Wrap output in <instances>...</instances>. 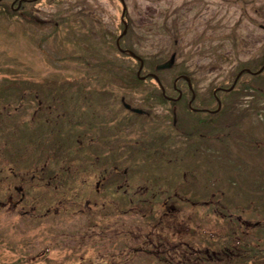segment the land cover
I'll use <instances>...</instances> for the list:
<instances>
[{
  "label": "rangeland",
  "instance_id": "obj_1",
  "mask_svg": "<svg viewBox=\"0 0 264 264\" xmlns=\"http://www.w3.org/2000/svg\"><path fill=\"white\" fill-rule=\"evenodd\" d=\"M125 1L128 35L123 45L145 58L144 72L173 61L158 73L168 90L186 71L199 99L213 102L216 85H228L243 66H261L264 0ZM122 9L120 0H36L12 16L2 12L0 91L15 77H45V86L60 91L67 81H84L79 92L76 82L65 91L66 100L72 103L84 94L75 107L85 119L84 130L104 131L105 142L103 150L83 148L80 155L101 159L105 175L111 176L108 198H116L111 194L121 182L111 183L123 176L137 199L154 193L163 204L161 198L168 195L166 212L161 216L156 205L147 223L149 208L122 216L115 204L99 201L95 193L87 195L90 213L64 207L50 216H42L44 210L28 216L12 203L0 204V264H164L155 252L165 248L172 255L161 254L172 264H264V71L244 73L234 93L220 94L225 104L215 125L199 126L197 116L188 119V96L186 102H162L154 79L125 84L139 63L116 45L124 28ZM122 101L144 109L145 115L124 109ZM245 105L249 111L239 113ZM7 146L4 159L22 160L14 144ZM217 204L224 208L218 210ZM89 221L104 230L88 226ZM104 231L109 235L99 237ZM229 231L243 236L250 260L238 256L243 247L229 249L233 254L240 250L230 258L222 246L231 244L215 242ZM210 234L216 235L211 240L216 244ZM134 244L152 245V257L118 255ZM255 251L261 253L252 255ZM216 253L224 256L209 259Z\"/></svg>",
  "mask_w": 264,
  "mask_h": 264
},
{
  "label": "trees",
  "instance_id": "obj_2",
  "mask_svg": "<svg viewBox=\"0 0 264 264\" xmlns=\"http://www.w3.org/2000/svg\"><path fill=\"white\" fill-rule=\"evenodd\" d=\"M18 11L19 9H14L8 0H0V15H3L2 12H4L12 16ZM121 54L125 55L122 52ZM260 63L261 65L264 64V56ZM145 66L146 63L143 71L145 70ZM110 68L108 67V69ZM184 72L186 73V71ZM234 78L228 85H231ZM8 79H11L10 85L0 91V204H8L9 201H14L15 208L21 207L24 214L28 216L37 215L39 211L43 210L42 216H50L54 214L55 210H61L64 207L74 212L85 211L86 213H90L88 202H84L85 195L81 192L83 189L92 188L93 186L89 181H93L94 177L92 172H90L92 157L85 154L80 155V150L83 148L87 149L88 147L92 150H98L99 148L91 142H84L86 131L83 127L78 126L81 123V118L75 108L79 107L77 104L80 98L78 97L73 103H69L66 100L68 94L65 91L72 89V84L75 85V82H72L70 86H68L70 83L67 86H62L61 91L58 88L56 92L58 97H54L55 91L46 88L41 79L28 80L16 77ZM126 80L125 84L131 85L143 82L137 76V70H132L127 74ZM239 82L240 80L238 84ZM78 83L79 89L77 92L83 87L82 82L78 81ZM182 83L190 98L191 90L185 84L186 81L184 79L180 82L178 81L177 86ZM166 90L168 94H170L169 90L175 92L174 84H172L169 90ZM156 93L162 98V102L168 101L163 96L160 87ZM49 99L54 101V105L44 110L42 104ZM59 99L60 101H57ZM62 99L64 100L61 101ZM179 101L173 100L172 102L178 103ZM216 106L215 104L214 107ZM242 113H245V111ZM78 128L80 131L77 132ZM73 133H78V138L72 137ZM81 138H83L82 141L80 140ZM8 142L16 146L14 150L19 152L17 156L22 160L15 161L3 158V153L10 151L7 146ZM73 162H76V164H73ZM73 166L77 168L74 169ZM72 171H77L80 174L77 177H73ZM73 180H75L74 183ZM78 191L80 194L76 195V202L74 201L73 194ZM111 195L116 196L114 194ZM97 196L103 199H98L99 201H105L106 203L110 201V204H115L113 209L116 211V214L120 210L122 216L131 212L134 214L138 213L133 210L132 204L127 199L123 203L117 204L119 196L114 197L115 199L108 198L110 195L106 191ZM78 200H81V202H78ZM144 219H146L147 223L152 221L147 214L144 215ZM122 224L126 226V223L123 221ZM87 225L93 227L95 225V227H99L102 231L104 230V227H101V224H98V222L91 225V221H89ZM105 235H109L108 232H102L99 237L106 238ZM214 236L210 237V240H213ZM232 237L233 235L229 231L224 240L216 241V243L229 242ZM237 244L244 249V251L243 249L241 251L238 250L240 251L238 256L240 255L242 261L250 260L251 256L247 252L248 244H244L242 240H239ZM128 246L130 247L128 248L130 251L124 253V249H121L118 255L126 259H132L131 257L135 254L136 250L140 249L139 247L143 249L144 245L134 244L133 246ZM47 250L46 248L44 254H46ZM144 252L143 257H146L145 259L149 258L150 252ZM237 252L235 254L230 253L232 255L229 257L232 258ZM259 253L261 252L255 251L252 255L258 256ZM199 256L201 260H207L204 255L200 254ZM105 259V255L100 256L101 262ZM158 261L166 264L165 261Z\"/></svg>",
  "mask_w": 264,
  "mask_h": 264
},
{
  "label": "flooded vegetation",
  "instance_id": "obj_3",
  "mask_svg": "<svg viewBox=\"0 0 264 264\" xmlns=\"http://www.w3.org/2000/svg\"><path fill=\"white\" fill-rule=\"evenodd\" d=\"M197 110H196V112H202L203 110H206L207 112H214V109H211V108H209V107H205V108H196ZM73 164H76V162H73ZM80 166V165H79ZM73 168L74 169H76L77 167L76 166H73ZM71 174H72V176L73 177H77L80 173L79 172H77V171H72L71 172ZM82 174V173H81ZM84 179H87L86 177H83ZM105 180H107V177H99V180H97V186H96V188H95V190H93L92 188H86V189H83L82 190V194L83 195H85V198H84V202H88V201H90V200H88V198H87V195H91V193H95V194H103L104 193V191L105 190H102L100 187H101V185H103V183L105 182ZM126 179H124V177H122V178H120L119 179V181L121 182V185H120V187H118V190H117V193H116V195H117V197L119 196V199H118V201H117V204H120V203H123V201H124V199H126V197L128 196V194L130 193V191L128 190V185H127V183H126V181H125ZM74 181L75 180H73V183H74ZM119 182V183H120ZM124 184L125 185H127V188H124V189H122V187L124 186ZM25 193V192H24ZM80 194V192L78 191V192H75L73 195H74V201H76V195H79ZM24 195V194H23ZM129 200H130V202H133V198L131 197H129ZM77 202V201H76ZM78 202H81V200H78ZM167 203V201H165L164 202V205ZM136 211L138 210L136 207L134 208ZM163 252L167 255V256H171L172 254H170L168 251H167V249L165 248L164 250H163ZM169 254V255H168Z\"/></svg>",
  "mask_w": 264,
  "mask_h": 264
},
{
  "label": "water",
  "instance_id": "obj_4",
  "mask_svg": "<svg viewBox=\"0 0 264 264\" xmlns=\"http://www.w3.org/2000/svg\"><path fill=\"white\" fill-rule=\"evenodd\" d=\"M123 3H124L123 15H124L127 6H126L124 1H123ZM132 54L135 55L134 53H132ZM168 66H170V64H169V62H166V63H162V64L158 65V68H165V67H168ZM141 67H142V63H141ZM134 110L137 111V112L141 111L139 108H134Z\"/></svg>",
  "mask_w": 264,
  "mask_h": 264
}]
</instances>
